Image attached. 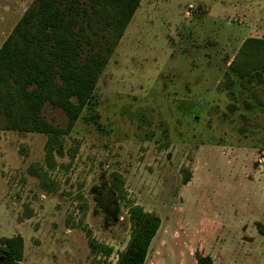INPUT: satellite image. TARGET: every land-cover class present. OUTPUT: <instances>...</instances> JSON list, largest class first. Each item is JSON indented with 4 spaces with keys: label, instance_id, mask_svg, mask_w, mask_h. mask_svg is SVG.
<instances>
[{
    "label": "rangeland",
    "instance_id": "rangeland-1",
    "mask_svg": "<svg viewBox=\"0 0 264 264\" xmlns=\"http://www.w3.org/2000/svg\"><path fill=\"white\" fill-rule=\"evenodd\" d=\"M33 3L0 0V47ZM248 38L264 0H140L69 131L49 104L58 136L0 130V247L116 264L141 207L160 220L144 264H264V85L224 77Z\"/></svg>",
    "mask_w": 264,
    "mask_h": 264
},
{
    "label": "trees",
    "instance_id": "trees-1",
    "mask_svg": "<svg viewBox=\"0 0 264 264\" xmlns=\"http://www.w3.org/2000/svg\"><path fill=\"white\" fill-rule=\"evenodd\" d=\"M139 3L34 0L0 47V130L58 136L42 115L49 104L67 115L69 131L84 109L95 105L103 68ZM224 77L229 89L264 85V40L243 41ZM258 107L264 112V102ZM53 145L47 141L49 152ZM129 221L130 241L116 264H144L160 220L134 207ZM0 254L10 264H22V238L3 239ZM197 264L213 263L204 257Z\"/></svg>",
    "mask_w": 264,
    "mask_h": 264
}]
</instances>
